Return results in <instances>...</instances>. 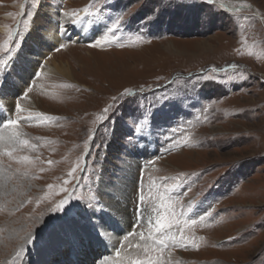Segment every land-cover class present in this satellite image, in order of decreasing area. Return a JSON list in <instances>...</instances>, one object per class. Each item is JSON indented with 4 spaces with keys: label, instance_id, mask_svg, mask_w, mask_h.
Segmentation results:
<instances>
[{
    "label": "rangeland",
    "instance_id": "374dc122",
    "mask_svg": "<svg viewBox=\"0 0 264 264\" xmlns=\"http://www.w3.org/2000/svg\"><path fill=\"white\" fill-rule=\"evenodd\" d=\"M43 1L55 15L44 12ZM103 8L106 27L99 37H67L75 27L65 14ZM55 25L66 29L56 30L64 41L44 53L68 77L40 66L42 36ZM0 28V85L7 77V95L22 109L2 105L10 111L6 120L19 117L8 129L19 140L0 141V264H100L103 258L112 264H264V0H0ZM60 44L67 47L56 50ZM17 50L25 52L12 77ZM125 90L137 95L125 97ZM144 111L149 134L133 147L127 138L136 139L133 122ZM38 113L47 118L25 119ZM126 166L133 169L128 178L120 170ZM140 185L141 207L167 216L173 224L167 233L150 237L154 224L136 218ZM69 194L72 215L55 230H42L41 218L47 221L50 207ZM98 201L114 202L117 212L127 206L137 229L102 255L87 219L92 213L84 209ZM30 232L39 238L34 244L26 243ZM113 235L108 230L105 238Z\"/></svg>",
    "mask_w": 264,
    "mask_h": 264
},
{
    "label": "snow or ice",
    "instance_id": "6c2138e0",
    "mask_svg": "<svg viewBox=\"0 0 264 264\" xmlns=\"http://www.w3.org/2000/svg\"><path fill=\"white\" fill-rule=\"evenodd\" d=\"M86 14L90 17L95 15L96 13H91L88 12L87 10ZM29 18H31V13L28 14ZM67 15V14H65ZM72 19L70 20V22L75 25L77 23L80 22V20L77 18V14L73 13L72 14ZM123 20V16L118 17L117 18V27L119 26V21ZM24 27L25 29L28 28V22L24 21ZM59 31L61 33H65L66 34V29L63 28L62 26L59 28ZM9 39L11 40L12 37L10 36ZM91 46L96 47L97 44L94 42ZM67 47V45L65 44H60L59 48H57L56 50H60L62 48ZM40 63V62H39ZM4 62L2 60H0V76L3 75V67H4ZM231 67H235V65H232ZM31 81L28 82L27 85H30ZM2 86V85H0ZM31 92V87L29 86L27 88V91L23 92L24 96H27V94ZM125 97H135L137 95L136 92H134L133 90H125V92L122 94ZM118 98L114 97L113 100L116 101ZM160 101H157V103H159ZM149 107H155V104H151L149 105ZM113 108L112 105H110L108 108L104 109V114L101 116V120L107 119V113ZM14 109L15 111L18 113L20 111H22L21 106L18 102H14ZM46 114L43 113H38L35 117L33 116H28L25 117V119H45ZM19 117H17L16 119H7L6 121H0V123L6 124V126H14L18 123ZM139 122H133L134 123V128H133V132L134 135L136 137V139H133V137H128L127 138V144L132 145L133 147L137 146L138 143V139L141 136V134H149V129L151 126V118L148 115L147 111H144L141 118H138ZM144 124V127H141V124ZM4 138L0 137V141H3ZM19 140V133L18 132H14L11 136L8 137V142L9 143H17ZM23 144L28 145L29 141L28 140H23L22 141ZM31 147H35L34 145H30ZM97 147H100L99 145ZM7 154L9 156L12 155V150H8ZM91 153H88V155H90ZM21 159L23 161H28L30 162V157L28 156H23L21 157ZM49 163H51V161H49ZM79 169V165L77 164L76 168H73V173L76 172ZM73 179H75V177L73 176ZM69 181H64V184H68ZM49 189L53 188L54 185H48ZM61 191H65L67 192V188L65 187H61L60 189ZM149 191L151 192V187L149 188ZM77 201L80 200L79 197L75 198ZM102 202L98 201L96 204H92V203H85L84 204V209L87 210L88 212L92 213V215L88 216L87 219L90 223V225L92 226V231L94 233V238L95 241L101 245L105 244V237L108 231V227L101 223L99 220L95 219V213L100 212V211H104V207L100 206ZM142 204H145V195L143 192V187L142 185L139 186V196H138V201H134V213H140V215H137V219H147L148 224L149 225H153V221L151 219L148 218V216L150 215L149 210L147 207H141ZM70 205L72 207H70ZM76 206L73 204V197L71 194H69L68 196H66L65 198L59 200L58 202H56L53 206L50 207L49 209V218L47 221H45L43 218H41L40 223L42 226V230L45 229H50V230H55L58 226L59 221H63L66 218L70 217L73 213V209ZM145 213H147L148 215H144ZM54 214V215H52ZM183 214V213H181ZM201 221L204 220V216H200L199 218ZM197 221L193 220L191 223L195 224ZM185 223H187V221H185ZM173 227V224L170 222V220L168 219L167 216H160L159 214H157V218L154 221V227L153 230H150L148 235L150 237L153 236V231L156 234H159L161 232L167 233L168 230H170ZM143 237V233L140 234ZM38 236L35 233H29L28 236L26 237V243L27 244H34L38 241ZM175 239V237H168V240H172ZM181 239H183V236H181ZM154 243H157L160 247H166V241L165 239H160V240H155V238L153 237ZM139 246V245H138ZM145 251H149V249L146 247ZM119 254V253H117ZM19 256V254H17V257ZM14 264V262H13ZM100 264H112V262L108 259V258H103L100 261ZM135 264H141L140 261H136ZM147 264H160V261L158 259L156 260H148Z\"/></svg>",
    "mask_w": 264,
    "mask_h": 264
},
{
    "label": "bare ground",
    "instance_id": "6f19581e",
    "mask_svg": "<svg viewBox=\"0 0 264 264\" xmlns=\"http://www.w3.org/2000/svg\"><path fill=\"white\" fill-rule=\"evenodd\" d=\"M226 5H228V6H226ZM42 6H43L44 12L46 14H48L50 16L51 15H55L56 11H54L53 7L51 6V3L48 4V3H46V1H43ZM223 6H225L224 8H226L229 11H235L236 10L234 6H232L230 4H227V3L225 5H223ZM77 14H79V15H77V18L80 20V22L74 25L75 31L71 32V33H68V35H67L68 38H69V36L70 37L74 36L77 41L78 40L79 41H83V42L84 41H91V40L99 37L104 32L105 27H106V11H105L104 8L101 10V12L96 13L95 15L90 16V17L86 13H83V11L80 12V13H77ZM66 16L68 18H73L72 16H70V17L68 15H66ZM55 24H56V22H55ZM57 28H56V25H55V27L53 26L52 29L51 28L45 29V32H44V34L42 36V40H41L42 45H43V42L45 44H44V47H43V51L39 55V59H40V57H45V61H44L45 64L44 65L41 64L40 66L42 67L43 71L50 72V73L52 72L53 74H55L57 72L58 73L61 72V73L65 74L68 77V74L60 68L61 64L58 63L57 61H55L54 59L50 60V61L46 60V54L44 53L45 52L44 48H48L50 44L53 46L55 44H58V43H61L62 41H64V40H62L64 38V36L61 35L58 32L59 30ZM86 28H87V30H86ZM0 29H2V28H0ZM56 30H58V31H56ZM76 33L78 35H76ZM35 37H36V34H35ZM31 39L34 41V44L37 43V41H35L33 35L31 36ZM38 44H39V42H38ZM32 48H33L32 52L34 53V48L35 47L32 46ZM24 52L25 51L17 50L15 52L14 57L10 60V66L12 67V70L10 72H11L12 77L17 75L16 71H15V74H14L13 66H14V64L16 66L19 65L18 63L20 62V56ZM18 53H19V55H18ZM27 57H28V59H33L34 58V57H32L31 53H28V52H27ZM95 62H97V61H95ZM50 65H52V66H50ZM24 71H25V69L22 70V72H24ZM111 75H112V73H111ZM69 77H72V76H69ZM3 78H4L3 83H2L3 85L0 86V121H5V118L3 117L2 113H5V114H7V113L9 114L10 113V111L4 112L2 105H5L6 107H9L11 104H14V102L16 101V100H13V99L8 97V95H7V91L8 90H6L7 77L4 76ZM16 80L17 81L13 80L14 83H15L14 84L15 88L17 90H22V85L20 86L18 84V79H16ZM11 83H12V81L10 82V84ZM9 128L10 127L6 126V124L0 123V137H3L4 140L7 141L8 144H11V143L8 142L9 131H10V130L8 131ZM150 146H152V145L151 144L150 145H145L146 148H149ZM146 148H145V150H147ZM139 157H141V156H139ZM120 170H121V175L122 176H126L128 178V176H129L128 173H130V170H133V169L130 168V167L128 168V166H126V167H122ZM117 194H119V193H117ZM113 203L114 202H110V201L109 202H103L102 203V207H104V209L106 208V211L105 210L104 211H100L101 214L104 215L105 217H107L108 215L115 216V219L112 218V222L111 223H108L107 221L103 222L102 219L100 220V222L105 224L109 228L108 230L109 231L111 230L113 232V234H114L111 237L105 238V245H106V248L109 249V250H112L113 242L117 241L118 239L125 240V239H127V237H129L133 232H136V230H137V229H135V226L132 225L131 220L128 217L129 214H128L127 206L122 205L124 207V211L117 212L116 209L114 207H112ZM149 217L153 221V224H154V221L156 220L155 213H150ZM81 230L82 229H79V232ZM83 233L85 234V232H83ZM118 233H119V235H118ZM106 241H109V242H106ZM70 242H71V245L73 247V241H70ZM58 251H61V250H58ZM64 251H65V253L67 252L66 247H64ZM77 252L80 255V252H84V251H82V247L79 246V247H77ZM68 253H70V252H68ZM70 254H71L72 257L74 256L72 253H70ZM74 254H76V253H74ZM102 254H104V253H102ZM76 261H78V259L75 260V262Z\"/></svg>",
    "mask_w": 264,
    "mask_h": 264
}]
</instances>
